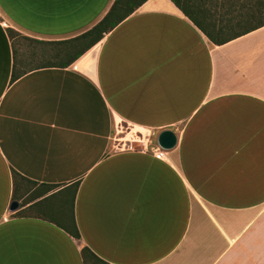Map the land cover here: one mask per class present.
Here are the masks:
<instances>
[{
	"label": "crops",
	"instance_id": "1",
	"mask_svg": "<svg viewBox=\"0 0 264 264\" xmlns=\"http://www.w3.org/2000/svg\"><path fill=\"white\" fill-rule=\"evenodd\" d=\"M114 1L0 0V264H264V25Z\"/></svg>",
	"mask_w": 264,
	"mask_h": 264
},
{
	"label": "trees",
	"instance_id": "2",
	"mask_svg": "<svg viewBox=\"0 0 264 264\" xmlns=\"http://www.w3.org/2000/svg\"><path fill=\"white\" fill-rule=\"evenodd\" d=\"M144 1L115 0L103 19L82 35L90 36L86 47L98 41L103 32L114 27ZM172 1L215 44H222L264 25V0ZM63 227L75 238H80L72 216ZM80 252L84 264H108L85 245Z\"/></svg>",
	"mask_w": 264,
	"mask_h": 264
},
{
	"label": "water",
	"instance_id": "3",
	"mask_svg": "<svg viewBox=\"0 0 264 264\" xmlns=\"http://www.w3.org/2000/svg\"><path fill=\"white\" fill-rule=\"evenodd\" d=\"M156 144L161 149H170L175 146L177 142L176 134L170 129L160 130L155 137ZM18 208V202L11 201L10 210L14 211Z\"/></svg>",
	"mask_w": 264,
	"mask_h": 264
},
{
	"label": "rangeland",
	"instance_id": "4",
	"mask_svg": "<svg viewBox=\"0 0 264 264\" xmlns=\"http://www.w3.org/2000/svg\"><path fill=\"white\" fill-rule=\"evenodd\" d=\"M13 200H15V199H13ZM16 202H18L17 200H15ZM18 209V208H17ZM17 209H15V210H17ZM14 210V211H15ZM27 210H25V209H23V210H21V211H19L18 213H25Z\"/></svg>",
	"mask_w": 264,
	"mask_h": 264
},
{
	"label": "built area",
	"instance_id": "5",
	"mask_svg": "<svg viewBox=\"0 0 264 264\" xmlns=\"http://www.w3.org/2000/svg\"><path fill=\"white\" fill-rule=\"evenodd\" d=\"M162 155V151H159L158 153H157V156L159 157V156H161Z\"/></svg>",
	"mask_w": 264,
	"mask_h": 264
}]
</instances>
